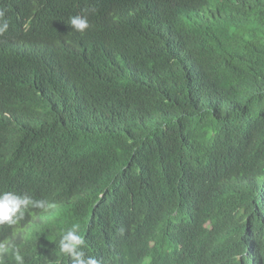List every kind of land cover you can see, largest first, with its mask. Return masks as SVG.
I'll return each mask as SVG.
<instances>
[{"label": "trees", "instance_id": "trees-1", "mask_svg": "<svg viewBox=\"0 0 264 264\" xmlns=\"http://www.w3.org/2000/svg\"><path fill=\"white\" fill-rule=\"evenodd\" d=\"M1 3L5 264H264V0Z\"/></svg>", "mask_w": 264, "mask_h": 264}, {"label": "clouds", "instance_id": "clouds-1", "mask_svg": "<svg viewBox=\"0 0 264 264\" xmlns=\"http://www.w3.org/2000/svg\"><path fill=\"white\" fill-rule=\"evenodd\" d=\"M0 0V35H3L9 28L10 21L6 18L5 10ZM68 24L76 31L83 33L90 28V22L87 16L79 13L70 18ZM29 206L47 211L54 207V204L44 200H34L29 194H18L12 191L0 192V234L3 228L13 229L25 217V212ZM81 226L79 223L73 224L66 231H63L59 239V249L61 253L70 258V264H100L94 256H87L81 248L85 240L81 235ZM10 248L7 243L0 241V264H5L4 255L9 253ZM12 256L16 264H24V258L19 250L11 248Z\"/></svg>", "mask_w": 264, "mask_h": 264}]
</instances>
